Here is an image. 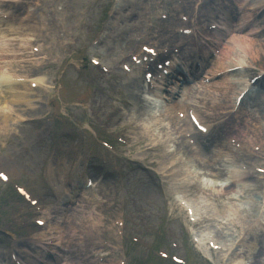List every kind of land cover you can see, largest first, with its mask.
I'll return each mask as SVG.
<instances>
[{"label": "rangeland", "instance_id": "rangeland-1", "mask_svg": "<svg viewBox=\"0 0 264 264\" xmlns=\"http://www.w3.org/2000/svg\"><path fill=\"white\" fill-rule=\"evenodd\" d=\"M52 6L59 10H57L58 13L53 16L52 24H57L60 29L50 36L52 41L56 44L55 52L46 54L45 57L51 59V62L58 60L60 65L50 64V66L40 71L39 75L41 74L48 78L49 81H54L56 77H59L63 69H69V73L71 74L72 68L69 65V61L83 59L84 53L86 52L94 53L96 56H99L101 60H107L111 56L114 57L117 53H126L125 45L130 40L129 36L133 34H125L126 28L119 22L118 25L120 29L123 30V33L118 40L123 41V46L118 42L110 41V37H115V27L117 23L114 22V25L109 28L108 33L102 39V47L96 50L91 47L92 41L99 37L102 22H105L115 6H117V13H119L121 21L123 20L122 15H135V18L129 21V28L133 26L135 21L141 24H143L144 21L148 23L149 21L145 18L149 15L146 13L159 14L167 9L169 10L168 6L165 7L163 5L162 0H148L145 3H142L141 0H66ZM141 7L145 9L141 11ZM56 17H61V25L54 22ZM175 22L174 19L166 21L163 26V23L151 24L152 22H150L146 28L139 33L137 32L135 35L142 38L148 34L149 37H147L149 38V42H157L161 47H180L186 44L187 41L173 39L171 35V26H174ZM263 24L264 21L260 23V25ZM53 25H49L52 26V29L49 30L50 32L53 31ZM152 27H156L157 29H153ZM164 28L168 31L165 34L163 32ZM69 37H73L74 42L77 44L74 47L75 54L71 59L68 57V49L65 48L62 50L59 45V43ZM133 40L134 39L131 37L130 41L133 42ZM9 47L14 48L13 46ZM121 48H123V50H121ZM230 60L233 61L234 58L232 51L228 49L226 51V56L222 59L223 65L225 67L231 65L233 62ZM254 61L257 70L260 71L261 68L264 69L263 53ZM78 79L81 82L79 91V82L76 79L73 77H65L63 79L67 85L68 92L75 93L78 91L76 92V98L88 102L89 96L94 95L96 99L107 102L108 106H113L117 111L123 109V114H125L127 118L137 120L146 117L145 107H142L139 113L137 108H135V111L132 106H128V96L130 95L128 83L131 82V77L120 73L118 69H115L113 75L106 76L104 80H92V77L87 72L84 75H80ZM85 81H89L90 84H85ZM140 83L142 82L140 81ZM204 87L205 85H202L200 82L193 83L190 86L191 92L188 99L184 100L191 105H195L199 114H201L205 120L212 117L217 118L218 115L225 113L232 105L234 94L240 89V86L237 85L233 86L235 89L226 91L223 89L220 82L207 88ZM141 91L142 89H139L136 93L140 94ZM262 93H264V90L253 95L252 99L248 101L246 107L249 111H252L250 114H254L253 112L255 111L253 109L264 108V103L261 105L259 104L261 98L259 95ZM10 106L11 107H8L9 112L7 113L10 119L9 126L6 128V131L0 132V168L8 171L14 178L20 179L19 183L25 185L34 197L44 199L46 209L52 212L51 208L60 207L62 205L66 184L76 186L77 183L78 187L83 184L82 176L87 174L93 175L101 189L99 195L102 198V202L116 203V208L113 211H126L142 223L159 225L160 222H157L155 219V212L157 207L162 208L164 213H168L170 216V218L167 219V225L172 226L180 235V242L183 247L182 253L189 259H194L193 257L198 259L197 256L199 255L192 250L188 243L185 217L181 212L175 210L171 202L170 197L173 194V188L162 186V184L153 181L149 175L140 174L138 172L131 173L129 176L119 175L117 178H103L101 171L91 166L89 156L92 152H96L98 147L95 146L90 139L87 140V145H90V147L86 146L84 151L82 149L77 151V147L84 139L80 138L77 133L73 134L70 139L63 135V133L53 138V136L48 133L49 126L42 121V119L48 115L46 109L29 113L25 109H19L17 105L13 107L12 105ZM78 111L79 109H74V112L77 113L81 119H84L85 116ZM260 113V116L264 118V112ZM139 114H141V116H139ZM254 115L258 117L256 113ZM11 118L14 119V122L11 121ZM162 118L161 116L151 117L150 121L155 129L154 137L148 139L147 142H152L156 138V142L160 144L161 138L166 139L163 127L160 125V123H162ZM170 120L174 122L171 118ZM260 123L263 125L262 122ZM117 124L118 119H114L110 127H116ZM60 126L72 127V124L70 121H65V123ZM176 133L177 126L174 131L175 135ZM258 133L260 137L264 136V130H259ZM241 134L247 135L249 133L243 134V131H241ZM85 136L88 138L87 134ZM230 137L231 136H227L225 139ZM209 151L213 154L216 153L217 149L213 146ZM154 155L156 158L155 161L161 160L163 164H166L173 158L172 156L169 158L159 157L158 151ZM197 156L205 160L201 152L197 153ZM17 159L20 160L18 161ZM223 160L226 162V159ZM230 160H233V162L235 161V159ZM189 166L199 169L201 173L204 172L203 169L197 166L193 161L189 162ZM50 170H52L51 174L47 175ZM57 188H61V191H58ZM186 192L187 190L184 188L183 193L189 196L197 206V210L206 214L207 217L212 218L211 212L216 210L226 211L228 209L226 200H216L220 202L222 206L213 202L215 200L211 199L200 186H195L190 192ZM52 197L58 199L56 200ZM97 205L98 203H94L91 206ZM103 211L107 213L112 210L108 204H106L103 207ZM31 215L32 211L30 207L11 191L8 186L0 184V258L3 259V262L4 260H9L11 237L8 233L17 225L13 223L11 219L18 218L28 221ZM217 219L222 220L220 216H218ZM241 219V221L236 220L234 223L239 226V229L233 228L232 223L231 226H225L224 224L226 222H224L222 226H217L218 228L216 231L220 233L221 230L224 229L225 232H245L247 230V225H249V220L247 217L245 218V216ZM8 227H10V229ZM3 231H5L7 235H4ZM256 232L257 231L254 233L256 234ZM248 236L250 237V233ZM147 239L153 242L154 248H159L157 246H160V248L167 247V245H164L165 240ZM258 249L259 246L254 247V245H250L245 251L248 255L254 254V256H256L259 254ZM132 255L136 257H153L151 252L143 251L136 247H134ZM118 258H123V251L111 256V260L117 261ZM201 258L202 260H195L192 264H208L202 256ZM255 260H257V258ZM152 264L156 263L153 261ZM161 264L170 263L161 262Z\"/></svg>", "mask_w": 264, "mask_h": 264}, {"label": "bare ground", "instance_id": "bare-ground-1", "mask_svg": "<svg viewBox=\"0 0 264 264\" xmlns=\"http://www.w3.org/2000/svg\"><path fill=\"white\" fill-rule=\"evenodd\" d=\"M264 7V0H245L244 2L241 3V8H245V10L242 11V17L239 20L241 22V24H245V27H247V25L249 24L252 15L250 13L255 12V11H259ZM218 14H220L221 16L224 17L226 23L229 25V23H231V25H233V21L229 20L228 15L227 14H223L221 13V11L218 12ZM215 15V14H213ZM226 17V18H225ZM28 18V16H25L24 18H21L22 20L17 19L18 24L21 26V28H27L24 31H27L26 33L24 31L22 32H18L16 29L12 28V25L3 22L0 20V29L2 27H6L7 30L12 29V34L10 35H6L5 33H3L0 30V77L4 78L7 76V74H12L13 76L16 75H23L25 73H28L29 70L26 69L25 70V66H23L21 63L24 62V57L26 56V52H27V46H28V41H32L29 40V38H41L40 33L37 34L36 36L33 34H30L31 31H33L34 27L33 26H29L26 25V19ZM122 24L125 25V27H127V24L125 22H122ZM237 25H234L233 28L237 29ZM253 26H250L247 28V31H254L253 28H251ZM128 28V27H127ZM257 29V27L255 28ZM242 29H238L235 33L229 36L224 35V39H225V47L229 46L230 43H234L235 45H237L238 47H241L243 49V52L246 55V58H239L237 60V62L241 65H243L246 61V59H252L251 58V54L253 55V57L255 59H258L260 57L261 53H264V48L262 47V44L259 43V41H254V39H250L249 41H242L241 40V34H243V31H241ZM130 32H132V30H130L128 28V30L126 29V33L129 34ZM137 37V35L135 36ZM178 39H182V37H175ZM143 40V39H142ZM16 43V45H18V49L15 50V48L10 49L9 48V44H14ZM256 44L258 45V49H256ZM25 46V49L23 48ZM125 49H128L130 51H135L138 50L139 47L137 46L136 43H128L125 45ZM228 48L225 50L227 51ZM11 54V55H10ZM9 55V56H8ZM225 54H223L222 56H220V62L218 60H216L215 65L219 66L221 65V60L222 58H224ZM43 58H40L36 61V64L39 63L40 60H42ZM29 64L31 62H28ZM35 64V65H36ZM234 66V65H233ZM232 66V67H233ZM231 67V66H230ZM261 70L264 71L263 68H261ZM26 78H29L28 76H24ZM41 80V79H40ZM8 85V89L10 91V93H4L2 90L0 92V110H2L3 108H7L10 104L13 103H20L22 102V104L24 105V103L29 104V99L26 98L25 93H23V91H27L30 92L31 90L27 88L26 84H14V83H6ZM137 88H141V87H137ZM162 99V96L156 92L155 93V97L153 98V101L155 103H157L158 101H160ZM131 100L138 104V97L135 94L131 95ZM0 119L2 120V123H4L5 125H9V115H0ZM11 121L14 122V119L11 118ZM255 127L256 129L258 128V124L255 123ZM259 142V141H258ZM215 144L218 145V141H215ZM227 152H229V148H226ZM243 158H241V161L243 162V164H245L246 161H251L250 157L248 155H242ZM229 157V156H227ZM18 161L20 159H17ZM220 166L221 167V161L218 159L217 155H213L211 157V159L209 160V163L206 165H203L204 168H211L214 169L216 166ZM51 171H48L47 175L51 174ZM216 174L217 176L220 178L222 176H224L225 174H229L231 175L236 181H246L249 179V177L245 176L240 169H237L236 167H233L231 170H227V173L224 172L223 169L221 168H217L216 169ZM219 171V173H218ZM224 173V174H223ZM216 202L217 204H220L222 206V204L220 202H217L216 200L213 201ZM231 209V208H230ZM229 209V210H230ZM232 209H236L235 207H232ZM216 215L220 216V217H225V213L226 211L222 210H216L214 211ZM58 216L56 217V219L54 220V223L52 224V222H49V227L52 228L54 227L55 230L58 229V226H61V220H62V213L58 210ZM74 223H72L73 226ZM77 229L79 230V232H83V228L82 227H77ZM253 243L257 242V239L255 237H253ZM76 241H79L78 238L74 235H71L70 237V257L72 259V262H74L75 264H92V260L87 258V256L82 257V251L83 253L86 252V250H82V248H80L79 246L82 245L81 243L77 244ZM261 243L264 246V234L263 237L261 239ZM79 245V246H78ZM76 247H78V249H76ZM29 255V260L34 263V264H39V261H41V259H44L46 261H51V257H49L47 255V252L45 249L40 248L38 250L35 251H29L28 252ZM79 255L81 257H79Z\"/></svg>", "mask_w": 264, "mask_h": 264}]
</instances>
